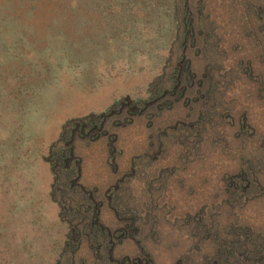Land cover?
<instances>
[{"label":"rangeland","instance_id":"374dc122","mask_svg":"<svg viewBox=\"0 0 264 264\" xmlns=\"http://www.w3.org/2000/svg\"><path fill=\"white\" fill-rule=\"evenodd\" d=\"M0 264H264V0H0Z\"/></svg>","mask_w":264,"mask_h":264},{"label":"crops","instance_id":"0c3cea01","mask_svg":"<svg viewBox=\"0 0 264 264\" xmlns=\"http://www.w3.org/2000/svg\"><path fill=\"white\" fill-rule=\"evenodd\" d=\"M110 99V98H109ZM63 102V100L61 101ZM107 105L109 104L108 98H107ZM95 104L91 105V110L94 112V106ZM92 113V112H91ZM52 121V120H51ZM53 122L51 123V126H53ZM57 123V122H56ZM58 134V129H57V124L55 127H51V129L47 132H41L39 133V136L42 138L39 140L41 147L47 148L53 142ZM41 165L42 162L38 161ZM42 174L38 178H35L34 182L37 183L36 186L33 188H37L33 191H31V194L29 197L27 196L28 202L31 200V202H36L35 205H32L31 207H36L39 210H41V213H44L42 215H49L53 216V219L56 220V207L54 204L50 201L49 199V186L51 184V173H50V168L48 167L47 164L42 163ZM41 200V202L36 201V200ZM57 223V222H56Z\"/></svg>","mask_w":264,"mask_h":264},{"label":"trees","instance_id":"16d2710c","mask_svg":"<svg viewBox=\"0 0 264 264\" xmlns=\"http://www.w3.org/2000/svg\"><path fill=\"white\" fill-rule=\"evenodd\" d=\"M62 140V138L60 139V141ZM59 144H60V142H59Z\"/></svg>","mask_w":264,"mask_h":264}]
</instances>
